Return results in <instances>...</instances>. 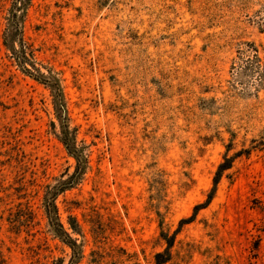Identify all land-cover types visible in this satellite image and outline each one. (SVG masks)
I'll list each match as a JSON object with an SVG mask.
<instances>
[{
  "label": "rangeland",
  "instance_id": "1",
  "mask_svg": "<svg viewBox=\"0 0 264 264\" xmlns=\"http://www.w3.org/2000/svg\"><path fill=\"white\" fill-rule=\"evenodd\" d=\"M158 253L264 264V0H0V264Z\"/></svg>",
  "mask_w": 264,
  "mask_h": 264
},
{
  "label": "trees",
  "instance_id": "2",
  "mask_svg": "<svg viewBox=\"0 0 264 264\" xmlns=\"http://www.w3.org/2000/svg\"><path fill=\"white\" fill-rule=\"evenodd\" d=\"M41 79V78H39ZM66 143V147L68 148V151L70 154H72L76 161H77V170L75 172L74 175H72V177L70 178V181L61 184L60 186H58L54 192H52V194H49L46 196V201H45V209H46V215L48 217L49 220V225L50 227L53 229V231L60 237H62L67 244L69 245H73L75 246V244L72 242L71 238L69 237V235L66 233V231L64 230V228L62 227V225L57 221V217H56V213H55V204H54V196L62 191L64 188L71 186L72 185V181L74 182V180H76V175H78V169L81 170L80 165H81V161L79 159L78 156H75V154L69 149L70 145L69 142H65ZM231 160L230 158H225L224 162L221 163L218 167L217 173H216V177L214 180V184H217L218 179L220 178V176L222 175V173L225 170H228L229 168H231ZM210 197V196H209ZM210 199V198H209ZM209 201H206L205 203L201 204L200 206L196 207V209L199 208H203ZM73 230L76 231V228L74 226H71ZM168 245H170V243H168ZM168 260V256L163 253H158L155 255V262L154 264H164L166 261Z\"/></svg>",
  "mask_w": 264,
  "mask_h": 264
}]
</instances>
